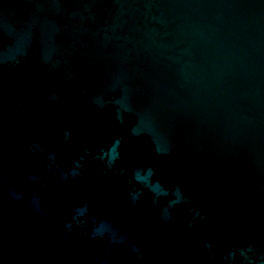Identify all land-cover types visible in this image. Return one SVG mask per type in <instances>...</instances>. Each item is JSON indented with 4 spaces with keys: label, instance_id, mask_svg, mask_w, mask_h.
I'll use <instances>...</instances> for the list:
<instances>
[{
    "label": "water",
    "instance_id": "obj_1",
    "mask_svg": "<svg viewBox=\"0 0 264 264\" xmlns=\"http://www.w3.org/2000/svg\"><path fill=\"white\" fill-rule=\"evenodd\" d=\"M0 264H264V0H0Z\"/></svg>",
    "mask_w": 264,
    "mask_h": 264
}]
</instances>
